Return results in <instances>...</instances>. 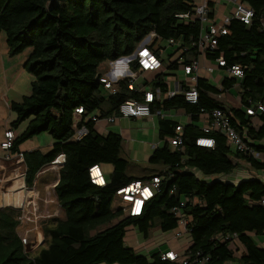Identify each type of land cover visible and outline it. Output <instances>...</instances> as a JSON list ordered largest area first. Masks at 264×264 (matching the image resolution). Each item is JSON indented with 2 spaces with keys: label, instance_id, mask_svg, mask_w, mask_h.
<instances>
[{
  "label": "trees",
  "instance_id": "trees-1",
  "mask_svg": "<svg viewBox=\"0 0 264 264\" xmlns=\"http://www.w3.org/2000/svg\"><path fill=\"white\" fill-rule=\"evenodd\" d=\"M238 1L254 11L251 25L233 20L228 34L218 38L216 50L206 53L205 59L211 63L223 60L226 68L241 67L242 80L225 78L218 90L208 79L198 78V105H187L183 96L154 104L153 112L184 110L193 123L184 128L183 152H172L164 143L149 159L150 165L161 166V170L133 176L128 174L131 163L121 158L122 138L101 135L96 124L84 118L117 116L121 104L131 99L142 102L144 95L131 91L129 81H123L115 95L106 96L98 81L103 75L100 69L132 55L151 34L158 38L150 46L155 52L158 40L180 41L187 51L174 63L164 61L166 73L153 84L154 89L167 92L164 78L175 75L179 61L189 65L199 57L194 44L202 32L200 22L193 17L187 21L179 18L194 15L195 0H0V36L6 35L11 57L29 50L25 67L33 77L31 94L9 105L16 115L12 131L28 123L11 153L23 156L28 187L34 186L43 168L61 155L66 158L52 187L63 218L44 225L46 245L37 255L26 251L32 235L20 233V212L0 207V264H184L181 260L162 261L160 253L139 256L125 245L132 226L146 239L156 228L164 233L177 230L178 220L171 210L184 200H188L183 212L190 222L191 242L184 255L185 259L189 256L186 264H202L204 258L208 260L205 264H264V248L259 245L264 237V182L249 179L238 184H206L197 177H229L241 163L264 172V161L235 155L223 135L206 134L195 124L203 112L224 110L233 128L264 159V112L256 117L247 114L248 109L264 105V0ZM210 9H214L213 2ZM134 70H138L136 65ZM234 87H239V109L224 108L213 98ZM81 108L84 115L79 126L85 125L89 133L76 142L74 121ZM158 124L160 141L175 135V121L159 118ZM44 132L54 140L49 152H21L24 142ZM199 139H212L214 147H198ZM234 156L239 161L236 165L231 160ZM94 166L112 167L105 187L91 183L89 171ZM154 177L162 178L161 190L147 203L141 217L131 218L113 208L119 190ZM123 215L125 218L115 224ZM108 224L113 225L104 228ZM226 235H237L239 248H230L231 242L221 239Z\"/></svg>",
  "mask_w": 264,
  "mask_h": 264
},
{
  "label": "built area",
  "instance_id": "built-area-1",
  "mask_svg": "<svg viewBox=\"0 0 264 264\" xmlns=\"http://www.w3.org/2000/svg\"><path fill=\"white\" fill-rule=\"evenodd\" d=\"M212 1L220 2L223 0H201L194 8V15L190 14L179 16L181 20L187 21L191 17L197 19L202 27V32L199 40L194 47L197 49L199 56H205L206 53H213L216 50L218 45V38L228 34V25L233 21L237 20L242 22L245 25H251L254 18V11L249 8L247 5L240 3L238 0H228L230 3H233L235 6L234 13L231 16H226L223 21L218 24L211 15L215 12V7L213 11L210 9V3ZM215 6V3H214ZM262 30L264 31V18L262 21ZM155 39H158L155 34L148 36L136 49V51L127 57H121L115 61L108 63V70L102 76L98 77L99 83L102 85L103 92L107 96H112L117 93L116 85L123 81H129V88L131 91H134L138 94H143V101H137L134 99L127 100L120 105L118 115L110 117L107 121L111 124H114L118 119H152L158 117L161 119H167L170 114L164 112V110H158L153 112L152 107L154 104L162 105L167 101H171L178 96H183L185 103L187 105L196 106L199 103V94L197 91V82L199 78V72L201 70L199 60L193 61L189 65H184L182 60L179 61L181 65L182 72L187 77L186 81L183 84H177L173 89L167 88V92H163L161 88H155L151 91H146L145 86L138 83V79L141 74L151 73V72H166L165 64H168L169 60L163 58L164 53L168 47H176L179 50V53L184 54L187 49L182 48L181 42H176L175 40H169L166 43V47L157 48V52L150 49V46L154 43ZM157 41V40H156ZM161 41L158 40L157 43ZM156 43V44H157ZM160 52V53H159ZM199 58V57H198ZM165 61V64H164ZM216 66L213 68H207L205 71L212 75L216 70H224L232 79L242 80L244 76L243 69L239 66L226 68L225 62L219 60ZM134 65L137 66V71L134 70ZM169 85H167L168 87ZM264 112V105L259 104L257 109L250 108L247 110V114L251 117H256L258 114ZM78 115L75 118L74 126L77 127L76 133L74 135V141L80 142L88 136V128L85 125H81L82 116L84 115L83 109L76 110ZM208 114V119L205 122V125L202 127V131L206 134L218 132L223 135L233 153L235 155L240 154L244 157L253 158L258 161H264L262 156L255 151L250 145L246 143V138L240 136L236 129L233 128L230 116L225 113L222 109H215ZM85 121H92L95 124L98 123L99 117L96 115H90L84 118ZM184 127L177 126L175 129V135L173 137L167 138L166 143L170 148L183 152L184 150V141H183ZM17 136L11 129L6 130L4 133V140L0 144V148L5 151V161L10 163L13 159L17 165L25 167L23 156L21 154L13 155L11 149L13 143L16 140ZM214 141L212 139H199L196 142L198 147L203 148H213ZM232 162L236 165L238 164V159L236 156L231 157ZM66 163V158L64 155L59 156L52 164L43 168L37 175V179L32 188L35 189L37 180L42 174L58 169L59 171L63 168ZM26 174V167H25ZM59 175V173H58ZM90 181L93 185L97 187H105L108 179L105 175V172L102 166H94L89 171ZM231 177V176H229ZM228 177H216L211 179V183L214 181H220L226 183ZM251 179H257L252 176ZM162 184V178L154 177L149 182H135L119 190L116 194L117 200L120 202V208L124 214L131 218L141 217L145 211V207L148 202H150L158 193H160ZM171 195H174V191L170 192ZM36 199V197H35ZM188 200H184L179 203V205L171 210V214L178 220V228L174 231L176 238H181L185 235L190 234L189 229V220L185 216L183 210L186 208ZM31 208L33 209L27 211L29 217L21 216L19 218L20 222H23V219L27 221L34 222L36 221L37 205L33 200L31 202ZM264 206V200L262 201ZM25 208V207H21ZM26 215V214H25ZM33 218V221L31 219ZM22 234V233H21ZM30 234V233H29ZM23 235V234H22ZM28 234L23 235L26 237ZM223 241L236 242L237 235H226L221 237ZM162 261H177L181 260L186 264L189 256L185 259L184 256H180L174 252L160 253ZM199 256V255H198ZM208 260L202 259V264H205ZM197 262V261H196Z\"/></svg>",
  "mask_w": 264,
  "mask_h": 264
},
{
  "label": "crops",
  "instance_id": "crops-1",
  "mask_svg": "<svg viewBox=\"0 0 264 264\" xmlns=\"http://www.w3.org/2000/svg\"><path fill=\"white\" fill-rule=\"evenodd\" d=\"M199 1L201 2V0H199ZM212 2L215 3L214 7H215V12H216V13H214V16L212 18L218 24H220L226 16H229V15L231 16V14L234 13V11H235V6L233 5V3H230L228 0H223L220 2H216V1H212ZM199 3H197L195 0V6ZM164 44H165V46H162ZM163 47H166V43L160 44V49ZM168 48H170L169 49L170 52L167 53L166 57H164V55H163V58L165 60H169V62H171V58L175 54L179 55V57L171 63H174V62L181 59L180 56L182 54L179 53V50H177L178 48H176V47H168ZM166 51H167V49H166ZM198 60H199L200 67H201V70L199 72V78H207L206 76H202L201 72L202 73L205 72L206 75H209L205 71V69L213 68L214 66L217 65V63H215V62L211 63V62L207 61L205 59V56H203V55L199 56ZM6 67H7L6 65H3V67H2V70L4 72H7ZM107 70H108V66H107ZM222 71H224V70H222V69L216 70L217 73H221ZM162 73L165 74L166 72L158 71V72L141 74V76L138 79V83H141V84L144 83V85L146 84V86H145L146 91H151L154 89L153 84H154L156 78ZM214 74H215V72L212 74V76H214ZM6 77L8 78L7 74H6ZM186 79H187V77L182 72L181 65H180V68L175 73V75H173V76L170 75V76H167L164 78V83L166 85H169L168 88L173 89L177 84H180V85L183 84L186 81ZM228 79H232V78H228ZM4 80H5L4 83H0V144L4 140L5 131L9 130L10 124L16 120V115L11 112L9 105L12 102H16L17 100H16V98H14V96L11 95L13 87L10 86V84H8V81L5 78H4ZM149 86H151V90L148 89ZM116 87H117V85H116ZM234 88L239 89V87H234ZM221 89H222V85H221V88L218 90H221ZM8 94L14 99L13 101L10 100V98H9L10 96ZM217 96L218 95L213 96V98L216 101H217ZM237 100L240 104L238 96H237ZM240 106H241V104H240ZM4 108H6V110H9L14 116L9 115L7 121L3 122L2 114H3ZM179 111H176V110L164 111V112H167L168 114H170L166 120L175 121L176 123H178V126L180 125V126H183L184 128L186 125H191L193 123L192 116L186 114L184 110H183L184 114L179 115ZM98 117H99V121H98V123H96V129H97L98 133H100L101 135H108V134L119 135L123 140V149H124V154H125V160L129 161L131 163L132 167L138 166V165L141 166V164H144V167L146 165L149 166V159H150L154 149L162 147L164 145V143H166L167 138L163 142L160 141V138H159V124H158L159 118L158 117H154L152 119H136V120L118 119L114 124H111L107 121V119L110 117L101 118L100 115ZM111 117H114V116H111ZM207 119H208V114H202L199 116V120L196 121L195 124L200 126V128L202 129V127L205 125V122L207 121ZM14 133L16 134L17 137L20 136L19 133L17 132V130L14 131ZM53 144H54V142L52 143V145ZM52 145H51V147H52ZM51 147H50V149H51ZM32 149H30V152L35 151ZM123 149H122V151H123ZM170 149L172 152L176 151L172 148H170ZM41 152L44 153L43 151H41ZM22 153H24V152H22ZM5 156H6L5 151H3L0 148V207L1 208H13L16 210L18 208H21V207H28V209L32 211L33 209L31 208L30 204L34 200L37 207L40 208V206L42 204H44V201L46 198V191L49 188V186L46 184V183H48V178H45V180L42 181L41 187L44 189V192L42 189L41 190L39 189L38 193L34 194L33 193L34 189L32 190L33 187H28L26 185V174H25V170H24L25 167H23L21 165H17V163L14 161V159L10 163L6 162L4 160ZM242 164L243 163H241L240 168L238 170H236L233 175H231L235 178V184L240 183L242 180L245 179V177L250 176L251 174L257 175V173H258V172H255L254 170H252L251 168H249L248 166H246V164H243V166H242ZM102 167L104 168L103 170H104L105 175L108 179L109 175L112 173L113 169L111 166H102ZM259 175L262 178L261 180L264 182V172H260ZM57 181H56V183H57ZM53 186L50 187V190L48 189V191H49L48 193L51 194L52 198H53V194H52V191H53L52 187ZM35 197H36V199H35ZM117 203H119L118 209H121L119 200H117V202H115V204H117ZM53 204L55 205L56 212L58 210H60V208L57 205L56 199H55V203L53 201ZM118 209H115V210H118ZM136 230L137 231H134L135 233H133L132 237H129L127 240L125 238V245L129 248H132L137 254H140V252L145 251V253H143V255H139V256H146L149 258L155 253L174 252V253L179 254L182 257L185 255L186 251L189 249V247L191 245V242L189 239L190 234L185 235L181 238H176V236L172 238L171 237L172 233L171 234L164 233L160 230L161 233H159V234H161L165 238V242L164 243L162 242L160 244L156 243L155 237H157L158 235H154V237L151 238L150 237L151 234H150L149 238L146 239L144 237L145 240H147L146 242L149 243L150 248L143 249V245L140 242V239H141V236L139 235L140 232L138 231L137 228H136ZM30 234L32 235V241L31 242H32V246L34 248L33 244L35 241V237L32 233H30ZM126 237H127V235H126ZM148 240H149V242H148ZM133 241L136 242V245ZM133 243H134V246H132ZM259 244L264 248V237H263V239L259 240ZM187 246H188V248H186Z\"/></svg>",
  "mask_w": 264,
  "mask_h": 264
},
{
  "label": "rangeland",
  "instance_id": "rangeland-1",
  "mask_svg": "<svg viewBox=\"0 0 264 264\" xmlns=\"http://www.w3.org/2000/svg\"><path fill=\"white\" fill-rule=\"evenodd\" d=\"M196 2L199 3L200 1L196 0ZM160 44H163V43H161V42L157 43L155 48L156 49L160 48ZM162 46H165V44ZM169 49L170 48H167V51L164 53V57H166L167 53L170 52ZM29 53L30 52L28 50L24 54H20V55L11 57L8 54V49H7V44H6V35L4 33L1 34V36H0V83L5 82L4 78L8 81V84H10V86L13 87L11 95L14 96V98H16V100H17L16 102H20L23 97L29 96L31 94V83L33 81V77L30 75V73L28 72V70L25 67ZM178 57H179V55L175 54L171 58V62L175 61ZM3 65L7 66L6 67L7 72H4L2 70ZM107 66H108V64H104L102 66V68L100 69V72H102V73L107 72L106 71ZM6 74H7L8 78L6 77ZM201 75L206 76L207 77L206 79H208L210 81V83L218 89L221 88L222 82L224 81L225 78H231L230 76H228V74L225 71H222L221 73L215 72L214 76L206 75L205 72H203V73L201 72ZM148 89L151 90V86H149ZM237 96L239 97V89L238 88H232L229 91H226V92L218 95L217 101L220 102L224 106V108H229V109L230 108L231 109L237 108V109H239L241 106L237 100ZM9 98L11 101L14 100L11 96ZM183 114H184L183 110H180L179 115H183ZM9 115L14 116L9 110H6V108H4V111L2 114L3 122L7 121ZM27 125H28V123L26 122L19 127V129L17 130L19 135H21L24 132V130L27 128ZM9 127L11 128V124ZM53 142H54V140H53L52 136L48 132H44L42 134L34 136L32 139H29L26 142H24L21 145L20 150L22 152H30V149L33 148L32 150H38L39 149V150L43 151L44 153H47V152H49L50 147H51ZM121 158L125 159L124 149L121 153ZM157 170H161V166L156 167V166H152L149 164V166L146 165L144 167V164H141V166L140 165L133 166V167L130 166L128 168V174L129 175L132 174L133 176H145V175L152 174V173H154V171H157ZM58 173H59V170L56 169V170L48 171V172L42 174L41 176H39L33 193L34 194L38 193L39 189L40 190L42 189L44 192V189L41 186H42V181L45 180V178H48V183H46V184L49 186L48 189L50 190V187L55 185L56 181L58 180ZM252 176H254L260 180L262 179L261 176L259 175V173H257V175L251 174L250 176L245 177L244 180H249V179H251ZM197 177L200 180L204 181L206 184H210L211 179L216 178V177H205V176H202L199 174H197ZM229 182L235 184V178L233 176L228 177L226 179V183H229ZM48 189L46 191V198H45L44 204H42L40 206V208L39 207L37 208V213H36L37 219H36V221L31 222V221H27L26 219H23V222H20V226H19L20 233H22L23 235L32 233L35 237V241L33 244L34 248L32 246V242L30 244V241L26 245V251L31 256L37 255V253L42 248H44V246L46 245V239H45L44 232H43L44 225L54 218H63V213H61L60 210H58L56 212L55 205L53 204V201L55 203L54 195L52 198L51 194L48 193L49 192ZM118 206H119V203L114 204L113 208L118 209ZM17 210L20 212V217L23 215L26 217H29V215H27V211L29 210L28 207L18 208ZM124 218H125V215L121 216L120 218L115 219L114 223L116 224L119 221L123 220ZM31 219L33 221L32 217H31ZM156 223H158V222L156 221ZM112 225L113 224H108L104 228H110ZM134 231H137L135 227H133V226L129 227L128 232L126 234L127 235L126 240L129 237L133 236V233H135ZM159 233H161L160 230H158V228H156L153 230L150 237L152 238V237H154V235H158L157 237H155L156 243H158V244H160L162 242L164 243L165 238ZM167 233H169V234L172 233L171 237L172 238L175 237L174 232H167ZM139 235L141 236L140 242L143 245V249L150 248L149 243H147L146 242L147 240H145V238H144V235L141 233H139ZM133 242L136 245V242L135 241H133ZM148 242H149V240H148ZM256 242L258 243V239H256ZM134 243L132 246H134ZM229 245H230V248H233V249H235L237 247L239 248V245L237 242H231ZM260 247H262V246L260 245ZM186 248H188V246ZM143 253H145V251L140 252V254H138V255H143ZM241 253H242V251L240 250V252L238 254L241 255Z\"/></svg>",
  "mask_w": 264,
  "mask_h": 264
}]
</instances>
